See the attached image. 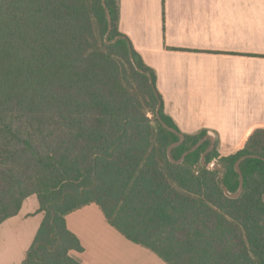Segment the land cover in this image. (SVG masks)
<instances>
[{"label": "trees", "instance_id": "obj_1", "mask_svg": "<svg viewBox=\"0 0 264 264\" xmlns=\"http://www.w3.org/2000/svg\"><path fill=\"white\" fill-rule=\"evenodd\" d=\"M105 3L107 37L102 0H0V224L30 195L43 213L21 264H81L65 217L92 203L164 264H264V129L235 153L204 140L179 161L206 130L165 114L118 0ZM158 103L184 136L173 160L180 136Z\"/></svg>", "mask_w": 264, "mask_h": 264}, {"label": "crops", "instance_id": "obj_2", "mask_svg": "<svg viewBox=\"0 0 264 264\" xmlns=\"http://www.w3.org/2000/svg\"><path fill=\"white\" fill-rule=\"evenodd\" d=\"M118 30L154 71L179 130H206V152L235 153L264 129V0H118ZM31 196L0 224V264H21L33 242L43 213ZM65 223L82 246L72 252L81 264H164L110 226L96 204Z\"/></svg>", "mask_w": 264, "mask_h": 264}, {"label": "water", "instance_id": "obj_3", "mask_svg": "<svg viewBox=\"0 0 264 264\" xmlns=\"http://www.w3.org/2000/svg\"><path fill=\"white\" fill-rule=\"evenodd\" d=\"M102 4H103V6H104L105 13H106V17H107V21H108V29H107V33H106V37H107L108 34H109V32H110V30H111V27H112V20H111L110 12H109V10H108V8H107V5H106V3H105V0H102ZM139 70L141 71V69H139ZM158 108H159V103H158V105H157L155 118H156V119H157V120L163 125V127H165L166 129H168V130H170V131H172V132L178 133L176 130H174L173 128L169 127L166 123H164V122L161 120L160 115H159V112H158ZM178 134H179V136H180V140H179L178 142H176V143L171 144V146H169V148H168V156H169L170 160H173L172 157H171V148H172L173 146L179 144V142L182 141V140L184 139V136H183L182 133H178ZM203 141H204L203 138L200 139V140H199L194 146H192L188 151L184 152V154L182 155V157H181V159H180L179 161H181V160L183 159V157H184L187 153L194 151V150H195V149H196V148H197V147H198ZM206 151H207V150H206ZM206 151H205V153H206ZM205 153H204V154H205ZM204 154H203V156H202V160H203V162H204ZM249 156H254V155H243V156H241L240 158H238V160L235 162V165H234V166H235V170H236V172H237V173L239 174V176H240V183H239V187H238V191H237V193L234 194L233 196H237V195L241 192V190H242V186H243L242 173H241L240 168H239V163H240V161H242L243 159H245L246 157H249ZM208 167H210V164H208ZM219 181H220V185L222 186V188H223L224 191L226 192L227 189H226L225 185L223 184V181H222V177H221V175L219 176ZM263 198H264V196H263Z\"/></svg>", "mask_w": 264, "mask_h": 264}, {"label": "rangeland", "instance_id": "obj_4", "mask_svg": "<svg viewBox=\"0 0 264 264\" xmlns=\"http://www.w3.org/2000/svg\"><path fill=\"white\" fill-rule=\"evenodd\" d=\"M213 165H214L213 168H218L221 170V166L219 164L215 163V161H213ZM31 198H33V200H36L35 196H31Z\"/></svg>", "mask_w": 264, "mask_h": 264}, {"label": "built area", "instance_id": "obj_5", "mask_svg": "<svg viewBox=\"0 0 264 264\" xmlns=\"http://www.w3.org/2000/svg\"><path fill=\"white\" fill-rule=\"evenodd\" d=\"M209 164H210V168H213V166H214L213 162H210Z\"/></svg>", "mask_w": 264, "mask_h": 264}]
</instances>
